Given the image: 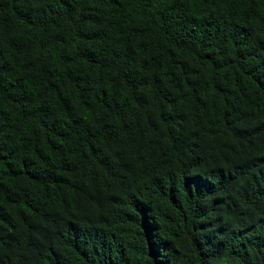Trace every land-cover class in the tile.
<instances>
[{"label":"trees","instance_id":"16d2710c","mask_svg":"<svg viewBox=\"0 0 264 264\" xmlns=\"http://www.w3.org/2000/svg\"><path fill=\"white\" fill-rule=\"evenodd\" d=\"M0 264H264V0H0Z\"/></svg>","mask_w":264,"mask_h":264}]
</instances>
